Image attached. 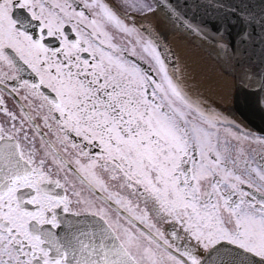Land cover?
Returning <instances> with one entry per match:
<instances>
[{
  "label": "snow or ice",
  "instance_id": "6c2138e0",
  "mask_svg": "<svg viewBox=\"0 0 264 264\" xmlns=\"http://www.w3.org/2000/svg\"><path fill=\"white\" fill-rule=\"evenodd\" d=\"M160 18L264 121V0H0V264H264V129Z\"/></svg>",
  "mask_w": 264,
  "mask_h": 264
},
{
  "label": "water",
  "instance_id": "95a60500",
  "mask_svg": "<svg viewBox=\"0 0 264 264\" xmlns=\"http://www.w3.org/2000/svg\"><path fill=\"white\" fill-rule=\"evenodd\" d=\"M150 19L153 24L157 23L155 17ZM160 19V26L162 30L166 31L167 45L171 49L169 61L180 67L189 90L193 94H199L216 102L222 108L236 107L241 118H247L250 127L258 133L264 129V121H261L258 116H253L248 105L233 104V94L235 93L242 99L243 90L238 85L236 76L227 74L228 65L222 57L216 55L212 43L184 30L171 31V26L164 24L162 18ZM203 64L208 65L213 73L211 76L207 74L204 79H200L197 76L203 75V71L200 69ZM225 101L228 102L225 103Z\"/></svg>",
  "mask_w": 264,
  "mask_h": 264
},
{
  "label": "bare ground",
  "instance_id": "6f19581e",
  "mask_svg": "<svg viewBox=\"0 0 264 264\" xmlns=\"http://www.w3.org/2000/svg\"><path fill=\"white\" fill-rule=\"evenodd\" d=\"M200 69L203 71V75L197 76V78H200V79H204V77H206L207 74L211 76V74L213 73V70L208 65H205V64H203L202 68Z\"/></svg>",
  "mask_w": 264,
  "mask_h": 264
}]
</instances>
